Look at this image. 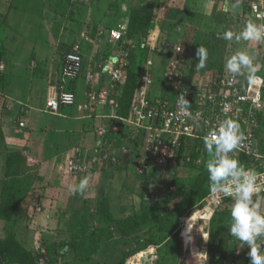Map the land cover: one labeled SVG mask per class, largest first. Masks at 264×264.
<instances>
[{
  "label": "rangeland",
  "instance_id": "rangeland-1",
  "mask_svg": "<svg viewBox=\"0 0 264 264\" xmlns=\"http://www.w3.org/2000/svg\"><path fill=\"white\" fill-rule=\"evenodd\" d=\"M123 1L91 0L83 4L74 0H26L23 4L31 15L27 25L20 27L22 34L17 31V34L0 35V102L3 99H7L6 102L15 99L34 101L29 127L35 137L48 143L51 139L58 142L57 146L51 142L49 150L70 149L74 142L78 143L79 128L86 125L84 137H87L77 145L83 147V153L89 151H86L89 140L91 144L95 141L93 148L98 147L99 140L102 146L110 147L116 154L123 147L130 149L129 157L123 158L127 164L125 168L121 167L119 158L117 162L100 161L96 171L90 170L80 177V174L69 173L70 180L77 178L70 182L68 190L65 189L68 194L58 201L52 190L54 201L48 204L40 190L30 193L36 183L34 180L27 194L30 199L27 211L44 213L45 207L53 211L50 222L41 225L46 235L43 241L38 240L39 251L35 253L40 257L36 264H139L144 253L154 257L144 262L146 264H200L202 260L205 264H250L248 246H241L228 231L233 202H224L207 215V199L212 192L205 167L210 154L205 147V158L200 164L187 160L193 153L190 142L182 152L178 167L141 172L146 147L144 130L124 124L119 133L109 132L103 137L97 126H93V123L98 125L94 120L83 121L47 111L49 84L59 74L60 79L63 78L60 67L64 52L73 43L89 36L96 45L104 42L102 54H113L131 40L116 46L110 40L108 30L120 22L129 24L130 11L144 5L152 15L147 36L138 41L139 49L131 60V69L140 73L136 96L174 98L175 88L167 76V66L176 45L182 47L180 59L186 64L187 75L192 81H206L221 75L226 58L236 51L247 52L254 64L260 65L257 73L264 78V42L223 39L225 30L239 33L251 21L247 0H229L227 3L215 0H125L130 4H123ZM42 7L43 12L38 11ZM37 13H42L41 19L32 17ZM4 24L6 29L9 28L6 18ZM29 38L37 42H33L35 48L26 56L24 40ZM88 41L94 44L92 40ZM199 45L207 49L208 57L206 66L197 70ZM40 49L41 58L38 59L36 54ZM92 57L91 60L96 58ZM79 89L84 90L82 84ZM6 109L12 111L15 124L19 122L22 114ZM72 110L73 107H65L67 114ZM261 131L264 135V125ZM36 147L34 144V152ZM25 167L28 169L32 165ZM29 174L36 176L35 171ZM82 178L88 179L85 192L73 194L71 189ZM101 198H107L116 221L123 222L142 214L148 220L139 219L130 228L121 229L98 214ZM259 199L264 211V197ZM29 223L36 227L28 219V226Z\"/></svg>",
  "mask_w": 264,
  "mask_h": 264
},
{
  "label": "built area",
  "instance_id": "built-area-1",
  "mask_svg": "<svg viewBox=\"0 0 264 264\" xmlns=\"http://www.w3.org/2000/svg\"><path fill=\"white\" fill-rule=\"evenodd\" d=\"M78 3H89L91 0H74ZM227 3L229 0H215ZM249 17L254 23L264 26V0H247ZM128 22H120L108 30V36L116 46L126 42ZM88 39V37H86ZM116 49L111 60L106 63L94 61L86 73L85 100L79 108L94 115L119 120L108 127H100L99 135L119 133L122 124H130L145 131V154L141 163V172L149 170L173 169L179 159L184 145L196 140L203 141V136L213 129L225 117L236 120L240 124L243 140L239 146L229 153L247 169L257 174L259 192L254 199L264 197V135H262L261 117L264 114V78L256 73L249 81L247 69L245 74L235 75L225 68L221 75L208 78L206 81H192L187 75L186 66L180 59L182 47L176 45L167 66V76L175 88L174 98L160 99L148 97L147 94L136 93L133 98L130 113L127 117L119 116V91L129 76L131 54L139 48L137 42ZM264 42V41H260ZM85 67L84 53L80 42H75L65 53L62 60V76L60 84L51 86L47 99V111L61 114L68 106L77 105L78 95L67 86V80L79 78ZM186 91V99L191 104V118L184 117L178 109V99L181 92ZM137 92V91H136ZM227 104L231 111L224 113L223 106ZM108 107L112 108L106 113ZM103 111V112H100ZM20 126H25L21 121ZM102 142V141H101ZM101 142L94 148L92 156L75 155L67 165L70 174L89 172L100 161L117 162L119 154L112 152L110 147H104ZM128 150V149H127ZM190 160V157H188ZM201 161V159H200ZM207 215L215 212L224 202H233L231 197L222 193H211L207 199ZM40 209V207H39ZM264 243V237L261 238Z\"/></svg>",
  "mask_w": 264,
  "mask_h": 264
},
{
  "label": "crops",
  "instance_id": "crops-1",
  "mask_svg": "<svg viewBox=\"0 0 264 264\" xmlns=\"http://www.w3.org/2000/svg\"><path fill=\"white\" fill-rule=\"evenodd\" d=\"M24 1L26 0H0V21H1L0 22V35L2 34L7 35L8 33L17 34V31L19 32L20 35L22 34L23 31H21L20 27L21 26L25 27L27 25L28 20L30 19V15H31L29 8L24 6L23 4ZM125 3L130 4L129 1L124 0L123 4ZM234 5L236 4H233V6ZM124 6L125 5H123V7ZM38 11L43 12V7L41 9L38 8ZM32 17H35V18L37 17V19H41L42 13L40 15L39 13L32 14ZM5 18L10 24V26L8 25L9 28L7 29L5 27L7 25L4 24ZM88 40L93 41V38L88 36V39L83 38L82 40L78 41L81 43L82 50L84 53V59H85L84 74L80 75L79 78L75 80H69V82H67V86L70 89H73L78 95L77 105L71 106L73 107L74 110H72L68 114L65 112V108H64L62 110V113L58 114V116H64V117L71 116V117H74L76 119H80L83 121L94 120L98 122V125L95 122L96 125H94L93 123V126H97L98 131H99L100 127H108L113 122L115 123V120L109 119V118H103L99 116L97 117L95 116V114L90 116L88 112L81 110L79 108V105L82 104L85 100V92H86V85H87L85 77H86V73L88 69L90 68L91 64L94 61H100V62L106 63V61L111 60L114 55L112 53H108L106 56L105 54L101 53L105 47L103 45L104 42L100 45H96L95 40L93 41L94 44H91ZM24 41L27 43V49L24 51L25 52L24 55L27 56L28 52L33 51V49L35 48V47H32L33 42L35 43L37 41H34L31 38L26 39ZM42 43L44 42L42 41ZM42 49H40L41 51L38 50V53L36 52L38 59L41 58L40 53L42 52ZM14 53H17L19 55V52L17 51H14ZM92 56H95L96 58L91 60V58H93ZM60 68H61L60 73L62 74V62H61ZM60 78L61 76L59 74L58 78H56L57 80L55 79L49 84L46 99H48L50 87L60 84L61 82ZM81 84L83 85L84 90L79 89ZM10 94H13V93H10ZM4 100L5 102H3ZM6 101L7 99H3L2 102H0V128L2 129V133L4 134V137H5V140L0 149V206L2 202L3 185L5 181L8 179V177L6 176L7 158H8V154L10 153H20L26 160L25 166L26 164H28L29 166L32 165V167H30L31 170L36 172V176L34 178V180L36 179L35 181L36 183H34V186H33L34 189H32L30 193H32V191L40 190L42 195H44L43 199L45 200V204H48L54 201L53 199L54 196L50 193V191L52 190L54 191V194L56 195L55 199L57 198L56 200L58 201L59 198L68 194L67 192H65V189L68 190V186L70 182L74 181V179L77 178L73 176L74 179L70 180V177L68 175L69 173L66 171L69 160L75 155H82L83 157L85 155V157L86 156L90 157L94 153L93 147H94L95 141L93 140H92L93 144H91L90 140L88 142L86 151L87 150L89 151H87V153H83L81 151L83 147L81 148L77 146L80 143V140L85 139L87 137V136L84 137V133L87 130L86 129L87 125L79 128L78 143L74 142L73 146L70 149L59 151V149L51 148V150H49V148L51 147L49 144L52 142V139L49 140V143H48L47 141L41 138L35 137L32 132V129L29 127L30 114L35 105L33 103L34 101L32 100L29 101L25 99H22L23 102H20L17 99L10 101V102H6ZM7 107L10 109V111L11 109H14L13 112L17 113L18 115L22 114L20 115V118H18L19 122H17L16 124L14 122L12 111L8 112L6 109ZM111 111H112V108L108 107L106 110V113H110ZM100 112H103V111H100ZM21 121L25 122V126H20ZM116 122L119 123L120 121L116 119ZM52 143H54L55 146H57L58 144V142H52ZM97 143H99V140ZM34 144H37L35 152H34ZM120 151L121 153H119ZM129 151L130 149L128 147H123L117 152L119 154V158L121 162L122 163L124 162L123 163L124 165H127L124 159L126 157H129ZM97 168H98V165L94 166L92 168V172H94V170L96 171ZM82 175L83 174H80L78 176L80 177ZM57 194H60V196L57 197ZM29 200H30L29 195H27L11 220L0 218V240L5 239L10 233H14L17 239L25 247H27L29 250L33 252H36V251H39V247H38L39 245H37V243H39L38 240L42 239L41 241H43L46 235L45 230L41 225L46 224V222H50L49 218L53 214V211L50 210L51 208L47 209L45 207L44 210L46 211L44 213H38V214L29 213V211H27L29 209V205H28ZM41 209L42 207L40 206V210ZM28 219L29 221L31 220V222H33V224H35L36 227H32L31 223H29L30 226H28L27 224Z\"/></svg>",
  "mask_w": 264,
  "mask_h": 264
},
{
  "label": "clouds",
  "instance_id": "clouds-1",
  "mask_svg": "<svg viewBox=\"0 0 264 264\" xmlns=\"http://www.w3.org/2000/svg\"><path fill=\"white\" fill-rule=\"evenodd\" d=\"M223 39L237 42L264 41V26L253 21H248L239 33L231 30L223 32ZM197 70L206 66L208 57L207 49L199 45L196 50ZM225 68L235 75H243L247 69L249 81L260 70V65L254 64L253 59L245 51H236L225 60ZM191 104L186 99V91L179 94L178 109L184 117L191 118ZM222 111L228 113L230 106L225 104ZM240 124L231 118L225 117L215 128L209 129L203 136L204 147L210 158L206 162V170L209 179L210 191L222 193L232 198L230 209V221L228 231L232 237L239 241L241 246L249 248L248 257L250 264H264V211L260 199L254 200L259 188L257 187V174L251 169L245 168L237 159L229 156L243 140ZM88 186V179L82 178L73 186V194H83Z\"/></svg>",
  "mask_w": 264,
  "mask_h": 264
},
{
  "label": "trees",
  "instance_id": "trees-1",
  "mask_svg": "<svg viewBox=\"0 0 264 264\" xmlns=\"http://www.w3.org/2000/svg\"><path fill=\"white\" fill-rule=\"evenodd\" d=\"M148 6L144 5L143 8L132 9L129 13L130 20L128 24L127 40L137 42L147 36L148 30L151 25V15L152 11L147 9ZM146 15H143V14ZM139 45V43H138ZM141 46V45H140ZM142 48V47H141ZM139 49V48H138ZM133 50L131 54V60L133 53L138 50ZM67 49L66 52H68ZM186 65V64H185ZM131 66V64H130ZM129 66V76L124 84L120 87L119 91V109L117 111L119 116L127 117L131 110V105L133 102L134 95L139 86V72L131 69ZM116 122L114 124H117ZM261 125H264V114L261 117ZM122 130V129H121ZM120 130V131H121ZM5 140L2 129L0 128V149ZM264 141V138L262 139ZM193 153L190 157L189 163L200 164L205 158L204 142L196 140L192 142ZM188 145H184L177 164L174 168L178 167L181 162V155L184 149ZM201 159V161H200ZM25 158L20 153H10L7 158V173L6 176L8 179L5 181L2 190V202L0 206V218L11 220L19 206L24 201L25 197L31 190L34 183V175L32 176L31 168L26 169L25 167ZM243 165L246 166L247 163L243 162ZM121 167L125 168L126 165L121 163ZM173 168V169H174ZM98 214L107 222L115 223L121 229H128L134 225L139 219L148 220L147 216L143 214L136 216L135 218H126L123 222L116 221L113 217V214L109 207V202L107 198H101L98 206ZM169 217V216H168ZM168 229V228H167ZM170 230V229H169ZM38 254L29 250L25 247L16 237L14 233H10L5 239L0 240V264H36ZM2 261V262H1ZM200 264H205L200 261Z\"/></svg>",
  "mask_w": 264,
  "mask_h": 264
},
{
  "label": "water",
  "instance_id": "water-1",
  "mask_svg": "<svg viewBox=\"0 0 264 264\" xmlns=\"http://www.w3.org/2000/svg\"><path fill=\"white\" fill-rule=\"evenodd\" d=\"M167 51H168V50L166 49V52H167ZM152 259H154L153 256H149L148 254H146V256H145L142 260H143V262H147V261L152 260Z\"/></svg>",
  "mask_w": 264,
  "mask_h": 264
},
{
  "label": "bare ground",
  "instance_id": "bare-ground-1",
  "mask_svg": "<svg viewBox=\"0 0 264 264\" xmlns=\"http://www.w3.org/2000/svg\"><path fill=\"white\" fill-rule=\"evenodd\" d=\"M139 256H140V255H139ZM145 256H146V254H145V253H144V254L141 256L142 258H141V260H140V263H139V264H146V263H144V262H143V260H142V259H143ZM137 260H139V259H137Z\"/></svg>",
  "mask_w": 264,
  "mask_h": 264
}]
</instances>
